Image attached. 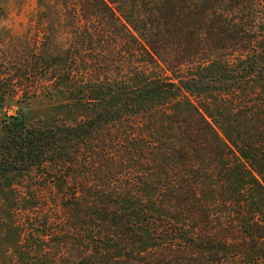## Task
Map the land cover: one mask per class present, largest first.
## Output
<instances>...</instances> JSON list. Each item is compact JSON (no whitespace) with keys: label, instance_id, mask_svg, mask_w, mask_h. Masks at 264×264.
I'll return each mask as SVG.
<instances>
[{"label":"trees","instance_id":"16d2710c","mask_svg":"<svg viewBox=\"0 0 264 264\" xmlns=\"http://www.w3.org/2000/svg\"><path fill=\"white\" fill-rule=\"evenodd\" d=\"M262 8L37 0L0 26V185L59 189L28 264H264ZM44 91L83 116L27 123Z\"/></svg>","mask_w":264,"mask_h":264},{"label":"rangeland","instance_id":"374dc122","mask_svg":"<svg viewBox=\"0 0 264 264\" xmlns=\"http://www.w3.org/2000/svg\"><path fill=\"white\" fill-rule=\"evenodd\" d=\"M36 8L37 0H9L7 17L0 22V26L13 35H19ZM262 15L260 27L264 33V0ZM66 99V95L49 96L47 91L41 92L23 109L25 121L36 124L39 120L59 119L73 123L83 116V112L61 105ZM43 178L24 171L10 178L13 181L10 185H0V264H28L40 258L42 247L50 245L48 233L56 231L60 218L52 195H57L59 189L45 187V193H39L43 189L38 185H47Z\"/></svg>","mask_w":264,"mask_h":264}]
</instances>
